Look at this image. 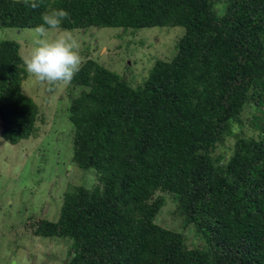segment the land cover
Returning a JSON list of instances; mask_svg holds the SVG:
<instances>
[{"label":"trees","instance_id":"1","mask_svg":"<svg viewBox=\"0 0 264 264\" xmlns=\"http://www.w3.org/2000/svg\"><path fill=\"white\" fill-rule=\"evenodd\" d=\"M31 2L0 0V29H33L62 8L70 31L185 33L137 87L128 64L119 74L82 63L60 100L72 163L95 184L72 187L59 220L34 218L26 233L66 239L64 264H264V0ZM27 77L20 44L0 41L1 136L12 145L38 132Z\"/></svg>","mask_w":264,"mask_h":264},{"label":"rangeland","instance_id":"2","mask_svg":"<svg viewBox=\"0 0 264 264\" xmlns=\"http://www.w3.org/2000/svg\"><path fill=\"white\" fill-rule=\"evenodd\" d=\"M30 30L0 29V41L19 43L25 60L33 46ZM184 33L182 27L73 31L83 62L95 59L119 74L128 64L134 87L144 82L157 60H172ZM58 34L49 33V37ZM71 86L54 87L28 74L22 88L40 108L36 136L12 145L2 138L0 126V264L65 263L66 239L35 237L25 228L34 218L57 222L65 193L74 186L95 184L91 170L83 171L72 163L74 128L60 100ZM63 104L67 106L68 100ZM252 116L250 109L243 115L244 119ZM168 222L181 228L179 222Z\"/></svg>","mask_w":264,"mask_h":264},{"label":"clouds","instance_id":"3","mask_svg":"<svg viewBox=\"0 0 264 264\" xmlns=\"http://www.w3.org/2000/svg\"><path fill=\"white\" fill-rule=\"evenodd\" d=\"M24 3L28 5L29 0H24ZM30 6L36 8L38 5L32 0ZM223 7L222 3H217L214 10H222ZM68 18L69 13L62 8L50 9L42 14V23L30 30L33 33V46L24 60L26 71L29 76L54 87L69 85L83 63L74 30L61 28ZM49 33L59 34L50 38Z\"/></svg>","mask_w":264,"mask_h":264}]
</instances>
